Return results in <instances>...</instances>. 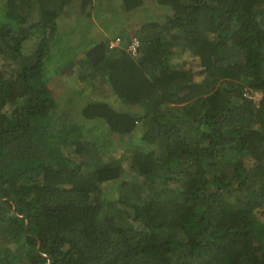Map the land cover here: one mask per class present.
<instances>
[{
	"label": "trees",
	"instance_id": "1",
	"mask_svg": "<svg viewBox=\"0 0 264 264\" xmlns=\"http://www.w3.org/2000/svg\"><path fill=\"white\" fill-rule=\"evenodd\" d=\"M92 1L1 0L0 264H264V0H154L164 21L85 39L91 90L107 85L122 103L83 104L98 123L89 138L49 87L48 69L61 75L72 59L45 61L59 21L89 17ZM184 53L199 79L175 66ZM110 147L120 155L101 160Z\"/></svg>",
	"mask_w": 264,
	"mask_h": 264
},
{
	"label": "rangeland",
	"instance_id": "2",
	"mask_svg": "<svg viewBox=\"0 0 264 264\" xmlns=\"http://www.w3.org/2000/svg\"><path fill=\"white\" fill-rule=\"evenodd\" d=\"M102 1V2H101ZM120 0H93L92 5L87 8L90 11V16L76 23V17L71 15H64L63 19L59 21L58 30L56 32L55 39L53 42V50H56V53L53 56V59L48 58L45 62L53 63L59 61L58 63H64L70 59H72V64L69 69L64 70L65 72L61 75H58L57 72L54 74V70L48 69V77H53L49 82V87L53 92V96L56 99L58 104L57 111L62 113L63 115L68 116H77L76 122H81L82 124L89 126L87 137L95 136L98 132L96 126L98 123L90 122L87 119H84L81 116V108L83 104L90 99H97L106 101L111 107L119 109L122 106L121 101L111 92L107 85L104 88L99 89L100 86L97 85V92L92 91L93 86L91 87L93 81V74L90 73L88 68H83L80 65L78 60L83 55L82 47L84 46V40L86 39H94L98 41L105 36H110V33H117L119 31H124L132 35V29L140 26L144 21L155 20L162 22L165 19V14H169V10H165L160 8L154 0H143V5L134 13L128 14L123 11L122 8H119ZM0 0V5H1ZM113 9L114 17L111 22L104 25L106 20L108 19V15L110 10ZM111 14V13H110ZM83 24V25H82ZM75 25V26H74ZM74 27L75 33H72V28ZM43 39L42 36H32L28 40L23 43L22 51L24 54H30L37 47L36 45ZM109 41H114L115 39L106 38ZM121 45L118 42L117 46ZM70 47L74 48L76 53L72 54ZM121 48L123 45L120 46ZM128 49V47H126ZM66 55V56H65ZM69 56V57H68ZM175 66L177 68L182 67L184 70H188L191 72L192 76L195 79H199L201 74L199 71H202V68L199 65V61L197 57H194L190 53H184L177 56L175 59ZM8 62L5 61L2 57V53H0V67L5 66ZM70 91L71 95L76 98L74 101H70L65 95L66 92ZM248 95V94H247ZM253 97L256 99L255 103L262 96L261 92H254ZM70 101V102H68ZM68 102V103H67ZM142 134L141 127L138 125L135 128V131L131 134V136H124L127 138L132 137L134 141L137 142L139 136ZM106 139H109V135H104ZM68 144L63 146L64 154L68 155L67 150ZM121 151H118L117 148L110 147V150L107 154H102L101 160H107L108 158L117 159L120 155ZM106 155V156H105ZM71 158V157H70ZM248 164L252 163L251 159H247ZM123 166L126 169V172L130 171L129 162L123 161ZM108 184H104V188L107 187ZM170 186L173 184H169ZM117 190H113L111 195H115ZM260 216V219H264V216ZM2 247V245L0 244ZM8 246V245H7ZM12 248V247H11Z\"/></svg>",
	"mask_w": 264,
	"mask_h": 264
},
{
	"label": "built area",
	"instance_id": "3",
	"mask_svg": "<svg viewBox=\"0 0 264 264\" xmlns=\"http://www.w3.org/2000/svg\"><path fill=\"white\" fill-rule=\"evenodd\" d=\"M118 42H119V39L115 38L114 41H110L109 47L111 48V47L116 46L118 44ZM127 47H128V50L130 51V53L133 56H136L137 48H138V40L136 38H133L132 42Z\"/></svg>",
	"mask_w": 264,
	"mask_h": 264
},
{
	"label": "clouds",
	"instance_id": "4",
	"mask_svg": "<svg viewBox=\"0 0 264 264\" xmlns=\"http://www.w3.org/2000/svg\"><path fill=\"white\" fill-rule=\"evenodd\" d=\"M109 43H110V41H109ZM116 46H117V45H116ZM116 46H114V47H116ZM111 48H112V47H111ZM127 50H128V49H127ZM254 92H256V91H252V94H253ZM252 94H251V95H248V96H250V97L253 99V101L255 102L256 99L253 97ZM246 95H247V94H246ZM258 101H259V100H258ZM258 101H257V103H258Z\"/></svg>",
	"mask_w": 264,
	"mask_h": 264
}]
</instances>
